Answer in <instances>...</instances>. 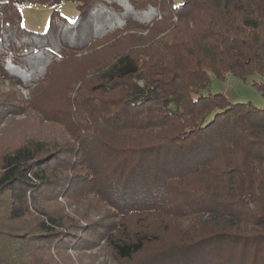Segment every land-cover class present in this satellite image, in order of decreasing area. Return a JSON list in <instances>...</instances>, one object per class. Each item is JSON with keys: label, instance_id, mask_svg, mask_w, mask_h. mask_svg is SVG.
<instances>
[{"label": "trees", "instance_id": "16d2710c", "mask_svg": "<svg viewBox=\"0 0 264 264\" xmlns=\"http://www.w3.org/2000/svg\"><path fill=\"white\" fill-rule=\"evenodd\" d=\"M227 75L264 98V0H0V264H264V108L202 94Z\"/></svg>", "mask_w": 264, "mask_h": 264}, {"label": "rangeland", "instance_id": "374dc122", "mask_svg": "<svg viewBox=\"0 0 264 264\" xmlns=\"http://www.w3.org/2000/svg\"><path fill=\"white\" fill-rule=\"evenodd\" d=\"M173 2L176 5H181L183 0H173ZM18 8L22 16V25L24 28L36 32H43L47 29L52 8L27 3L19 5ZM57 9L68 21H74L76 17L75 4L65 2L59 5ZM253 79L259 81L257 77ZM253 79L249 78L247 82H243L231 75H227L224 80H218L212 76L210 84L202 94H223L231 103H247L257 108H264V98L261 93L249 84ZM22 94L24 97H27V91H22ZM69 252L76 257L73 251ZM86 253L89 252L86 251ZM89 259V257H83L81 264H87ZM102 260L99 259L93 264H99L98 262Z\"/></svg>", "mask_w": 264, "mask_h": 264}]
</instances>
